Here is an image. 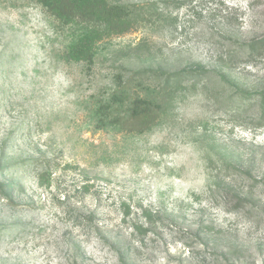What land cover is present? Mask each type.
<instances>
[{"label":"rangeland","instance_id":"1","mask_svg":"<svg viewBox=\"0 0 264 264\" xmlns=\"http://www.w3.org/2000/svg\"><path fill=\"white\" fill-rule=\"evenodd\" d=\"M108 2L90 62L92 24L0 0V264H264V0ZM126 85L143 133L101 113Z\"/></svg>","mask_w":264,"mask_h":264},{"label":"trees","instance_id":"2","mask_svg":"<svg viewBox=\"0 0 264 264\" xmlns=\"http://www.w3.org/2000/svg\"><path fill=\"white\" fill-rule=\"evenodd\" d=\"M39 2L51 15L64 23L83 21L92 24L87 27L88 36L77 42V45L89 46L84 53L90 62L94 57L95 27L106 26L109 32L113 33L126 32L132 28V10L124 5L111 4L108 0H39ZM162 109V103L156 98L142 95L137 88L126 85L110 95L101 113L106 115L108 111L116 110L112 121L127 130L143 133L159 119Z\"/></svg>","mask_w":264,"mask_h":264}]
</instances>
